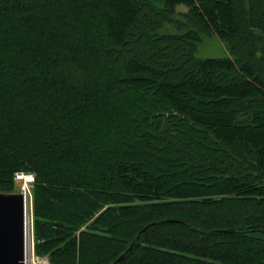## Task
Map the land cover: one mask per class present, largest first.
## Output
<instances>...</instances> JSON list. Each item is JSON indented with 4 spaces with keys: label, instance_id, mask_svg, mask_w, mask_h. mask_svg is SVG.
<instances>
[{
    "label": "trees",
    "instance_id": "trees-1",
    "mask_svg": "<svg viewBox=\"0 0 264 264\" xmlns=\"http://www.w3.org/2000/svg\"><path fill=\"white\" fill-rule=\"evenodd\" d=\"M19 174L50 264H264V0H0Z\"/></svg>",
    "mask_w": 264,
    "mask_h": 264
},
{
    "label": "water",
    "instance_id": "water-1",
    "mask_svg": "<svg viewBox=\"0 0 264 264\" xmlns=\"http://www.w3.org/2000/svg\"><path fill=\"white\" fill-rule=\"evenodd\" d=\"M30 254L28 194L25 188L17 193L0 192V264H26Z\"/></svg>",
    "mask_w": 264,
    "mask_h": 264
},
{
    "label": "rangeland",
    "instance_id": "rangeland-1",
    "mask_svg": "<svg viewBox=\"0 0 264 264\" xmlns=\"http://www.w3.org/2000/svg\"><path fill=\"white\" fill-rule=\"evenodd\" d=\"M177 11L184 13L187 11V9L184 6H179V7H177ZM213 45L215 46V48L209 49L208 47H205L204 52L206 54H217V52L215 51L216 47H218L219 45L220 46H222V45L219 43L217 45H215V44H213ZM33 180H34L33 175H30V176H23L20 174L17 175L15 178V181H14V188L10 193H15V192L17 193V192L22 191V188L28 187V188H25V190L28 194V199H29V225H30V236H31V254L30 255L32 257H34V259L37 262L36 264H50L47 258H45V257L42 258V257L36 256L35 251H34V235H33L34 231H33V217H32V185H33Z\"/></svg>",
    "mask_w": 264,
    "mask_h": 264
},
{
    "label": "bare ground",
    "instance_id": "bare-ground-1",
    "mask_svg": "<svg viewBox=\"0 0 264 264\" xmlns=\"http://www.w3.org/2000/svg\"><path fill=\"white\" fill-rule=\"evenodd\" d=\"M25 188H28V187H25ZM36 263H37L36 260L31 255L29 256V258L27 259V262H26V264H36Z\"/></svg>",
    "mask_w": 264,
    "mask_h": 264
}]
</instances>
